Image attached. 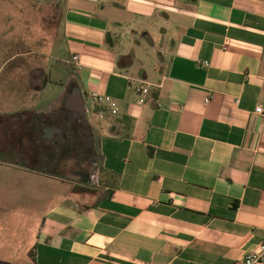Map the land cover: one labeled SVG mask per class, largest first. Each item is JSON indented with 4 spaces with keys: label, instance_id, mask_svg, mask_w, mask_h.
Wrapping results in <instances>:
<instances>
[{
    "label": "crops",
    "instance_id": "obj_1",
    "mask_svg": "<svg viewBox=\"0 0 264 264\" xmlns=\"http://www.w3.org/2000/svg\"><path fill=\"white\" fill-rule=\"evenodd\" d=\"M62 4L63 56L13 74L0 95L12 108L0 113V253L32 264H243L264 239V0ZM63 97L73 119L103 122L90 172L79 165L67 180L38 161L66 142L58 134L43 148L64 125L48 117ZM98 170L105 183L91 187ZM24 185L33 198L14 195ZM26 204L39 218L7 216Z\"/></svg>",
    "mask_w": 264,
    "mask_h": 264
},
{
    "label": "rangeland",
    "instance_id": "obj_2",
    "mask_svg": "<svg viewBox=\"0 0 264 264\" xmlns=\"http://www.w3.org/2000/svg\"><path fill=\"white\" fill-rule=\"evenodd\" d=\"M62 2L63 0H0V95L2 90L7 87V82L11 80L13 74L18 77L24 76L23 69L27 70L37 65H43L52 69V66L63 56V28H62ZM158 57L154 56L152 63L157 64ZM151 65V66H152ZM22 80V78H20ZM66 94L73 91V83L68 84ZM48 96V98H50ZM66 97V96H65ZM45 97V99H48ZM2 99H0V102ZM66 99L63 97L58 102L55 109L48 114V117L54 121L64 123L60 128H53L51 133L46 136L44 146H50L55 135L65 134L74 130L76 125L78 129L77 136H80L81 143L77 138H70L61 145L59 151L53 149L48 153L41 154L38 158L39 163L44 162L42 167L50 170V174L58 179H71L73 170H77L81 164L79 155H84L85 160L96 161L98 158L93 155L87 156L88 147L91 144L94 129L98 128L99 123L103 122L96 118L90 117L91 128L87 125L77 122L73 119V115L65 108ZM16 104H12L15 106ZM12 108L0 107V113L6 114ZM76 135V132H74ZM54 148V147H53ZM57 151L60 152L58 160ZM0 156H3L0 153ZM7 158V157H5ZM34 165L33 159H29ZM41 165V164H39ZM55 167L54 170L52 167ZM94 176V175H93ZM91 177V181L92 178ZM98 188V186L90 185ZM14 195L17 197L25 196L33 198V189L29 185L18 187ZM80 195L72 193L71 198L74 200L80 199ZM7 216L23 217V221H28V218L33 219L38 217L37 207L24 205L23 207L8 208ZM0 212V217L4 214ZM6 217V216H5ZM25 225L27 222L24 223ZM15 226V225H14ZM27 228V227H24ZM26 230V229H25ZM3 228L0 225V235L4 234ZM15 231V230H7ZM16 232V231H15ZM13 250V249H11ZM32 255L24 253H0V264H32Z\"/></svg>",
    "mask_w": 264,
    "mask_h": 264
},
{
    "label": "built area",
    "instance_id": "obj_3",
    "mask_svg": "<svg viewBox=\"0 0 264 264\" xmlns=\"http://www.w3.org/2000/svg\"><path fill=\"white\" fill-rule=\"evenodd\" d=\"M73 62L74 63H79V57L75 56L73 57ZM144 94L148 93V90L144 89L143 90ZM91 99L93 101H95L96 103L100 104V105H107V107L110 109V111L112 112L113 115H116L118 113V104L115 100H113L110 97H106V96H101L99 94H92L91 95ZM141 104L145 103V99H142L140 101ZM257 114H264V110L262 107H258L256 110ZM92 184L93 186H98L100 187V183H99V179L96 175L93 176L92 178ZM243 264H264V239H263V243L261 246V249L259 252H253V253H249L243 260H242Z\"/></svg>",
    "mask_w": 264,
    "mask_h": 264
},
{
    "label": "flooded vegetation",
    "instance_id": "obj_4",
    "mask_svg": "<svg viewBox=\"0 0 264 264\" xmlns=\"http://www.w3.org/2000/svg\"><path fill=\"white\" fill-rule=\"evenodd\" d=\"M81 120L82 119L80 117L77 118V122H80ZM59 124H61V122H59ZM73 129L74 130L71 129L70 132L65 133L64 136H61V140H64L65 139V141H69L70 138H74V139L77 138L79 140V143H81L80 136H77L78 129L76 128V125L73 126ZM74 132H76V135H74ZM13 136L17 137L16 134H13ZM6 137L7 136L5 135V130L2 129V127H0V153H2V154L4 152L3 144L6 142ZM86 153H87V156H91L92 157L96 153V148L89 146ZM79 158L82 159L80 165L83 166V169L86 172H90L89 170L91 168V163L89 162V160H85L84 159V155H82V154L80 155Z\"/></svg>",
    "mask_w": 264,
    "mask_h": 264
},
{
    "label": "trees",
    "instance_id": "obj_5",
    "mask_svg": "<svg viewBox=\"0 0 264 264\" xmlns=\"http://www.w3.org/2000/svg\"><path fill=\"white\" fill-rule=\"evenodd\" d=\"M2 123V118H0V124ZM152 154V153H151ZM102 170V169H101ZM101 170H98L95 174L98 177L99 181H100V186H102L105 183V173ZM107 175V174H106ZM111 178L113 180H117V178L114 175H111ZM115 182V181H114Z\"/></svg>",
    "mask_w": 264,
    "mask_h": 264
},
{
    "label": "water",
    "instance_id": "obj_6",
    "mask_svg": "<svg viewBox=\"0 0 264 264\" xmlns=\"http://www.w3.org/2000/svg\"><path fill=\"white\" fill-rule=\"evenodd\" d=\"M89 184H92V181H91V179H90V181L88 182Z\"/></svg>",
    "mask_w": 264,
    "mask_h": 264
}]
</instances>
